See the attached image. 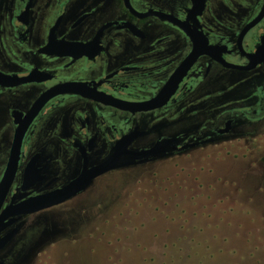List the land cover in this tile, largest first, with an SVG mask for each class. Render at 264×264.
Instances as JSON below:
<instances>
[{"label":"flooded vegetation","instance_id":"af4514ba","mask_svg":"<svg viewBox=\"0 0 264 264\" xmlns=\"http://www.w3.org/2000/svg\"><path fill=\"white\" fill-rule=\"evenodd\" d=\"M192 52L162 105L128 110ZM258 130L264 140V0H0V181L16 150L0 216L102 163L130 133L119 157L138 164L126 152L158 144L170 157L229 137L255 141ZM37 213L3 220L15 219L0 238L15 232L0 264H16Z\"/></svg>","mask_w":264,"mask_h":264},{"label":"rangeland","instance_id":"374dc122","mask_svg":"<svg viewBox=\"0 0 264 264\" xmlns=\"http://www.w3.org/2000/svg\"><path fill=\"white\" fill-rule=\"evenodd\" d=\"M262 133L111 170L30 217L16 264H264Z\"/></svg>","mask_w":264,"mask_h":264},{"label":"water","instance_id":"95a60500","mask_svg":"<svg viewBox=\"0 0 264 264\" xmlns=\"http://www.w3.org/2000/svg\"><path fill=\"white\" fill-rule=\"evenodd\" d=\"M197 54H198L197 52H192L186 58V60L180 65L179 69H177L170 76V78L167 80L163 88L154 97H152L146 102L136 104L134 108L128 110H130L131 112H146L153 110L154 108L162 105L165 102V100L168 98V96H170L174 91L177 82L184 74V69L193 63ZM66 89L67 86L51 89L44 95V100L57 93L68 92L66 91ZM70 92H76V88H71ZM118 107L120 109L126 110L125 107H120L119 105ZM134 134L135 133H130L127 136H124L121 140L117 142L116 147L118 148L116 149L118 150H116L112 156L108 157L102 163L98 164L97 166L89 170H82V172L79 174L77 178L69 182L64 187L54 190L50 193L29 198L19 204L5 208L1 212V216H0V232H2L4 228L10 226L15 221V219H9L8 221L3 223V220L5 218L33 214L41 210L61 204L71 199L76 194L83 192L93 178L110 170H113L115 168L128 165L129 164L128 162L127 163L121 162V159L119 157L121 153L119 150L122 149L120 147L121 145H127V143H129L132 138H135L136 135ZM163 149L164 148L159 146L158 144H154L148 149H144L140 151H129L126 153L131 155L135 159L142 160V161H138L142 163L145 162L146 160H155L161 158L163 155H159V154L163 152ZM15 151H16L15 149L12 150V153L9 158V163L0 181V206L2 204V200L6 194V191L10 185V182L12 180L15 158H16ZM14 232L15 230L12 229L1 236L0 249H2L9 242Z\"/></svg>","mask_w":264,"mask_h":264}]
</instances>
